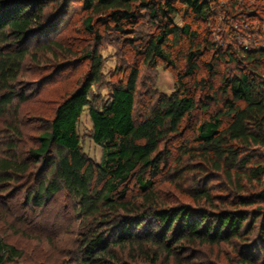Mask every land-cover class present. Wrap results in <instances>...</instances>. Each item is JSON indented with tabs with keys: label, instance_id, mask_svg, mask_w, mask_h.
<instances>
[{
	"label": "trees",
	"instance_id": "1",
	"mask_svg": "<svg viewBox=\"0 0 264 264\" xmlns=\"http://www.w3.org/2000/svg\"><path fill=\"white\" fill-rule=\"evenodd\" d=\"M68 1L0 0V45L7 49L0 58V83L6 91L0 102L4 106L17 96L9 83L16 80L22 63L31 54L29 41L38 36L43 39L48 32L46 7L50 2L56 5L62 2L56 14L64 13ZM228 1L231 16L241 15L236 24L218 19L217 6L223 4L222 0H82L84 25L98 43L102 38L101 25L127 33L138 26L142 11H146L155 22V31L137 52L145 55L146 63L162 60L176 65L170 50L184 44L186 68L178 75L177 88L168 96H160L144 118L137 120L138 65L130 68L123 81L112 86L105 102H96L90 89L101 79L102 57L95 49L85 52L90 61L87 76L58 104L47 130L39 137L40 144L31 149V157L35 160L43 157L46 171L52 172L49 179L46 175L37 183L33 201L45 203L66 191L77 201L80 216L97 220L96 229L92 228L82 240L76 264H157L163 254L174 255L175 245L242 240L253 231L245 226L247 220H253V210L240 207L264 202V184L259 191L249 194L242 195L240 190L246 188L244 181L260 182L264 171L261 164L249 166L251 159L245 156L253 146L264 147V41L258 44L257 40L253 47L252 40L246 49L235 36L242 33L250 37L254 33L264 40V0H258L257 7L243 15L239 9L242 0ZM177 18L183 21L181 26L176 24ZM215 21L229 27L232 34L226 41L221 40L220 46L213 34ZM194 24L203 27V32L195 30ZM244 26L247 28L242 30ZM42 45L65 50L57 40ZM209 50L212 55L204 65L210 77L215 76L219 61L234 64L237 71L233 75L223 74L219 88L212 82L208 86L211 94L206 95L203 103L208 115L194 127L196 144L190 146L187 142L180 146L176 162L178 167L183 166L174 172L178 176L179 172L183 174L186 167L183 157H188L197 161L202 174L223 173L238 195L215 212L186 204L170 205L157 188V180L170 166L174 141L184 135V126L197 108L196 94L184 78L197 74L199 60ZM219 94L224 97L222 101ZM211 101L218 104L212 111ZM85 110L92 121V139L103 150L100 163L89 158L82 148L78 126ZM29 167L16 158L0 159L3 173H26ZM133 182L139 187L138 196L129 195ZM193 194L198 200L215 205L207 188H198ZM261 210L264 215V207ZM151 219L157 221L158 233L147 226ZM143 226L146 235L139 229ZM104 227L111 230L109 236L105 235ZM261 230L264 241V223ZM126 251L129 257L124 255ZM22 258L23 252L0 235V264H22Z\"/></svg>",
	"mask_w": 264,
	"mask_h": 264
},
{
	"label": "rangeland",
	"instance_id": "2",
	"mask_svg": "<svg viewBox=\"0 0 264 264\" xmlns=\"http://www.w3.org/2000/svg\"><path fill=\"white\" fill-rule=\"evenodd\" d=\"M222 2V5L217 6V16L220 17L218 19L232 23L238 21L237 18L241 15L237 18L232 17L229 12L230 2L228 0ZM61 4L62 2L57 5L55 2L49 3L45 9V27L48 28V32L41 37L43 39L38 36L29 41L31 54L22 63L16 80L9 83L17 96L5 106L0 102V159L16 158V161L30 165L26 173L0 171V235L23 252L22 264L64 262L76 264L83 238L97 223L92 217L80 216L77 201L66 191L45 203H36L32 199L37 183L46 175L49 179L52 172L49 169L46 171L43 157L41 159L39 157L38 160L31 157V149L40 144L39 137L47 130L58 104L87 76L90 61L85 57V52L95 49L102 57L101 79L90 89L91 97L96 102H105L110 96L112 86L123 81L130 68L138 65L140 77L135 108L137 120L144 118L160 96H168L177 88L178 75L186 68L184 44H178L170 50L176 65L162 60L146 63L145 55L137 52L138 47L143 48L155 31V22L146 11H142L140 23L132 30L129 29V33L101 25L102 38L98 43L94 34L84 25L86 14L82 9V0L68 1L66 11L56 14L62 7ZM239 4L243 15L252 7L253 9L257 7L258 0H242ZM175 22L180 26L183 24L180 18ZM215 22L217 25L212 28L215 31L213 34L220 46L221 42L224 39L226 41L232 34L229 27H223V24L220 26L219 21ZM193 26L195 30L200 29L203 32V27L196 24ZM246 28L244 26L242 30ZM235 39L239 44L243 42L249 46L253 40V47L257 40L258 44L264 41L262 37L258 39L254 33L250 37L238 33ZM49 40H57L65 50L41 46L43 42ZM230 40L232 41V38ZM5 48L0 45V58L5 54L7 50ZM211 55L212 51H207L199 60L200 70L197 74L184 78L196 94L197 108L184 126V135L175 139L170 166L157 180V188L161 198L170 205L186 204L194 209L215 212L220 206H228L230 200L238 195L236 187L231 185L223 173L202 174L198 170L197 161L189 160L188 157H183L186 164V167H183V174L179 172L178 176V173L174 172L183 166L178 167L176 162L180 156V146L187 142L190 146L196 144L193 140L194 127L208 115L203 106V103H206V95L211 94L208 86L212 82L215 88H219L223 74L233 75L237 71L234 64L219 61L216 63L215 76L210 77L204 64L206 60H210ZM205 78H208L207 83L203 85ZM5 92L0 83V98ZM219 98L221 101L224 99L222 94H219ZM216 101H211L210 111L218 108ZM78 131L85 154L96 163H100L103 150L92 139V121L87 110L81 116ZM246 152L245 156L251 159L249 166L253 165V168L257 164L264 166V147L253 146ZM244 184L245 190H240L242 195L259 191L264 184V171L260 182L254 179L252 183L244 181ZM203 187L211 191L216 206L194 197L193 192ZM139 192L138 185L133 182L129 195L138 196ZM262 207L264 202L256 203L249 208L240 207L253 210L255 221L249 219L245 223L246 227L253 228L249 237L245 234L242 240L230 238L216 244L184 245L185 242L182 243L183 247L176 245L173 247L177 248L173 256L166 257L163 254L157 264H264V241L261 237V227L264 223ZM147 226L158 233L159 228L154 219L149 220ZM145 228L144 226L143 229L139 228L144 235ZM103 230L105 235H110V229L104 227ZM124 255L129 257L127 251Z\"/></svg>",
	"mask_w": 264,
	"mask_h": 264
},
{
	"label": "built area",
	"instance_id": "3",
	"mask_svg": "<svg viewBox=\"0 0 264 264\" xmlns=\"http://www.w3.org/2000/svg\"><path fill=\"white\" fill-rule=\"evenodd\" d=\"M223 1V0H222ZM242 45L246 48V49H248L249 48V44L247 43V44H243V42H242Z\"/></svg>",
	"mask_w": 264,
	"mask_h": 264
}]
</instances>
